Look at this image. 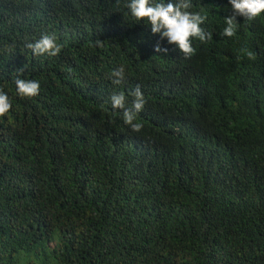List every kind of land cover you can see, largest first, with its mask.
<instances>
[{"label": "trees", "instance_id": "1", "mask_svg": "<svg viewBox=\"0 0 264 264\" xmlns=\"http://www.w3.org/2000/svg\"><path fill=\"white\" fill-rule=\"evenodd\" d=\"M126 3L120 0L118 10L116 0H49L44 15L24 0H0V88L10 97V111L21 113L31 99L16 94L17 76L38 81L41 77L37 69L30 71L13 57L23 28L38 35L55 33L65 52L64 67L43 77V92L35 102L48 115L62 84L63 98L39 127V136L52 143L40 156L26 153L25 170L9 168L0 174L4 264H264V13L251 21L237 16V33L229 38L221 35L225 16L232 14L229 0H191L189 10L207 16L202 27L212 39L207 43L194 39L193 56L186 59L180 53L163 63L166 52L156 50L159 34L151 32L150 24L133 20ZM18 13L20 22L14 26ZM110 16L117 28L106 35L114 48L107 60H122L105 62L94 83L102 90L123 91L128 105L137 85L146 103L162 100L150 135L162 147L171 148L169 161L176 150L181 154L186 174H181L179 196L170 200L163 195L164 189L174 188L168 176L126 182L130 165L118 159L122 154H112L105 164L73 159L65 171L54 166L53 155L80 134L70 61L78 46L93 43L104 17ZM145 25L148 33L143 36ZM127 28L130 36L124 34ZM166 46L160 44L161 49ZM249 51L255 59L248 58ZM120 66L125 67L126 81L113 85L109 75ZM50 81L54 86L45 91ZM167 88L166 95L159 93ZM174 105L193 120V127L188 126L191 141L184 133L173 141L166 136ZM35 116L37 123L43 120L36 112ZM121 116L122 110H112L86 117V122L122 147L127 145L126 128L133 131ZM142 120L138 113L137 122ZM30 125L27 135H37L38 127ZM14 149H19L18 142L14 146L7 142L0 154L12 155ZM82 166L89 167L90 183L81 179ZM56 170L62 181L49 185L52 201L42 183L50 182ZM27 228L36 231L22 238Z\"/></svg>", "mask_w": 264, "mask_h": 264}, {"label": "clouds", "instance_id": "2", "mask_svg": "<svg viewBox=\"0 0 264 264\" xmlns=\"http://www.w3.org/2000/svg\"><path fill=\"white\" fill-rule=\"evenodd\" d=\"M24 1L47 15L44 8L49 0ZM229 3L232 14L225 16V27L221 33V35L229 38L234 37L237 33L239 25L236 19L237 16H242L245 20L251 21L264 13V0H229ZM116 5L119 10L120 0H116ZM124 7L133 20L138 23L144 21V23L150 24L151 32L159 34L160 44L167 43L164 49L160 48L159 42L156 45L157 51L166 52L162 55L163 63L168 61L169 57H177L180 53L186 59L193 56L196 52L193 47L194 39H198L201 43H207L212 39V33L207 32L202 27L207 20V16L201 14V12L190 11L189 9L192 7L191 0H177V2H172V0H127ZM21 9L23 10L22 7ZM91 15L94 20H98L96 14ZM20 18L21 14L18 13L14 26H18ZM104 20L105 22L99 27V32L93 43L88 46H78L70 61V83H73L71 87L77 97L74 113L80 128V134L65 143L53 155L54 166L65 171L73 159L87 162L99 161L101 164H105L107 158L111 157L112 154H122L118 159L130 165V168L126 171V182H132L133 180L147 182L150 179L160 180L164 176H168L174 182V188L163 190L165 200H170L168 199L170 197H178L183 187L181 174L186 177L182 169L184 166L183 158L176 150L174 157L169 161L168 156L171 148L162 147L150 135L151 129L156 124L162 100H148L146 103L145 96L139 85H137L130 92L132 100L128 105L127 97L123 91L116 92L114 87L102 90L94 83L96 75L103 71L105 62L118 64L122 60L115 57L110 61L107 60L114 48L107 41L106 35L112 33L117 28V24L111 16L110 19L104 17ZM143 27L146 28L144 32L140 33L145 36L148 33L147 25ZM23 30L24 33L15 44L13 57L15 60L23 61L30 71L37 69L41 73V77L39 81L22 79L19 76L15 79L16 94L20 97L31 98L29 104L21 108V113H17L15 110L10 111L12 108L10 97L0 88V151L7 142H10L13 146L18 142L19 146V149H14L12 155L0 154V174H5L9 168H14L18 173L21 169L25 170L29 164L26 153L40 156L46 150V146L49 147L52 140L39 136V127L43 122L49 120L48 118L56 111L58 100H61L65 94L62 84H59L56 89L55 103L49 109L48 115L39 111L35 102H37L36 98L43 92L40 82L44 76L64 67L61 64V58L65 55V52H61L63 46L57 42L55 33L42 32L38 35L32 28H23ZM130 33L128 28L124 31L127 36H130ZM173 45L176 48L171 47ZM17 47L19 49L15 50ZM247 56L249 59H255L254 54L250 51L247 52ZM237 59L239 60L240 57L237 56ZM20 71H23V69H20ZM126 78L125 67L123 66L113 70L109 75L113 85H121L126 81ZM52 86H54V81L48 83L45 91L51 90ZM167 92L168 88L159 90L160 94L166 95ZM90 103L97 107H90ZM112 110H122L121 118L124 124L128 125L133 131L131 132L126 128L128 133L127 145L122 147L115 145L109 137L93 131L86 122V117L107 114ZM35 112L41 115L43 119L39 123H37ZM138 113L142 116V123L137 122ZM31 122L38 127L37 135H27L31 129ZM50 124L53 126L52 123ZM188 126L193 127V120L183 116L174 105L166 136L173 141V137L176 140L178 136L184 133L186 139L191 141L193 134L189 133ZM22 142L26 145L24 150L22 149ZM91 153L96 155L95 159L88 156ZM195 153L197 154L196 151ZM209 157L210 154L205 156L207 159ZM88 169V166L79 168L81 179L86 183L91 182L86 178ZM48 180L50 182L45 180L42 183V188L48 196V200L55 201L48 188L51 183L58 184L62 181L60 171L56 170L53 177ZM80 185L77 182V192ZM168 205L169 203H165V206ZM1 219L2 216L0 215V223ZM5 224L6 221H4ZM35 231L33 228L24 229L21 232V237L26 238ZM5 259L4 254L0 255L1 264H4Z\"/></svg>", "mask_w": 264, "mask_h": 264}]
</instances>
